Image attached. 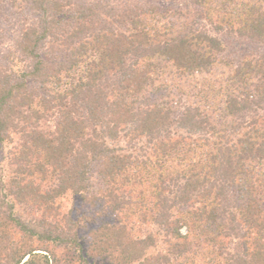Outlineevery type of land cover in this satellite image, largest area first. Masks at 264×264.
Segmentation results:
<instances>
[{"label": "trees", "instance_id": "trees-1", "mask_svg": "<svg viewBox=\"0 0 264 264\" xmlns=\"http://www.w3.org/2000/svg\"><path fill=\"white\" fill-rule=\"evenodd\" d=\"M6 3L0 264H264V0Z\"/></svg>", "mask_w": 264, "mask_h": 264}, {"label": "rangeland", "instance_id": "rangeland-1", "mask_svg": "<svg viewBox=\"0 0 264 264\" xmlns=\"http://www.w3.org/2000/svg\"><path fill=\"white\" fill-rule=\"evenodd\" d=\"M19 27V15L10 8L9 4H3L0 9V58L5 56L8 48L12 45ZM220 38L223 41L222 55L233 60L264 52V44L244 36L221 34ZM76 206H78V203L71 196L62 200V209L64 211H74ZM182 231H184V228Z\"/></svg>", "mask_w": 264, "mask_h": 264}]
</instances>
